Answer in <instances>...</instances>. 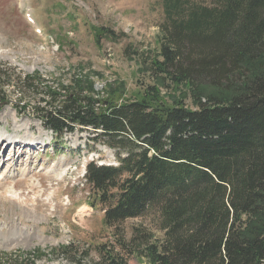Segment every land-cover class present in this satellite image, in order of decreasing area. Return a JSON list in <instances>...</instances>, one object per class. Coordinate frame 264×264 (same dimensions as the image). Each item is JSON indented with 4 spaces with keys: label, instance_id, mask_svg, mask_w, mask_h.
Returning a JSON list of instances; mask_svg holds the SVG:
<instances>
[{
    "label": "trees",
    "instance_id": "trees-1",
    "mask_svg": "<svg viewBox=\"0 0 264 264\" xmlns=\"http://www.w3.org/2000/svg\"><path fill=\"white\" fill-rule=\"evenodd\" d=\"M163 2L159 50L142 64L151 83L133 96L120 81L98 99L92 76L66 87L0 69V103L17 92V112L31 111L55 139L80 128L114 150L117 165L89 162L85 172L103 223L150 208L160 218L161 238L120 242L130 254L147 264H264V0ZM92 31L97 43L115 37ZM30 254L0 252V264H35Z\"/></svg>",
    "mask_w": 264,
    "mask_h": 264
},
{
    "label": "rangeland",
    "instance_id": "rangeland-1",
    "mask_svg": "<svg viewBox=\"0 0 264 264\" xmlns=\"http://www.w3.org/2000/svg\"><path fill=\"white\" fill-rule=\"evenodd\" d=\"M181 1L188 8L215 0ZM163 23V0H0V69L38 71L66 87L92 76L98 99L106 97L105 85L120 81L128 98L151 83L142 64L159 50ZM93 27L110 28L115 37L97 43ZM6 94L0 103V252H30L35 264H99L103 257L147 264L120 242L139 233L161 238L155 208L106 226L84 179L91 161L115 164L114 150L80 128L55 141L31 111L17 112V92ZM184 102L193 106L190 95ZM38 250L43 256L36 258Z\"/></svg>",
    "mask_w": 264,
    "mask_h": 264
},
{
    "label": "bare ground",
    "instance_id": "bare-ground-1",
    "mask_svg": "<svg viewBox=\"0 0 264 264\" xmlns=\"http://www.w3.org/2000/svg\"><path fill=\"white\" fill-rule=\"evenodd\" d=\"M10 143H11V144L13 143V144H15V145H16L17 143L19 144V142L16 143L15 141H11ZM1 144H2V143H1ZM62 172H63V169H62ZM62 172L60 171V175L62 174ZM13 231H14V230H13Z\"/></svg>",
    "mask_w": 264,
    "mask_h": 264
}]
</instances>
